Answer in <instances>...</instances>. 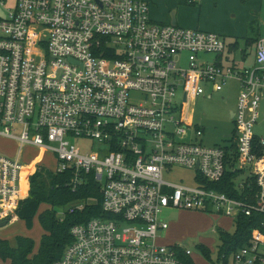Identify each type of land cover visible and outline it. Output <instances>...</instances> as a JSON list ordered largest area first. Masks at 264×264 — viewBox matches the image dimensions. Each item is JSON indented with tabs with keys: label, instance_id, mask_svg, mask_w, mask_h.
I'll use <instances>...</instances> for the list:
<instances>
[{
	"label": "built area",
	"instance_id": "2783aa9c",
	"mask_svg": "<svg viewBox=\"0 0 264 264\" xmlns=\"http://www.w3.org/2000/svg\"><path fill=\"white\" fill-rule=\"evenodd\" d=\"M151 1L17 0L0 18V135L19 152L52 150L55 173L70 171L73 188L91 178L100 189L101 216L72 226V242L52 264H187L190 249L159 241L169 228L164 211L211 206L233 222L264 214V139L253 132L264 102V37L254 44L253 65L239 68L225 54L238 48L228 53L230 43L217 34L152 21ZM228 82L238 85L230 144L205 147L189 106L205 84L220 92ZM175 166L194 170L197 186L165 180ZM36 167L22 193L20 157L0 156V223L28 196ZM228 171L245 199L212 187ZM231 258L264 264V232L253 230Z\"/></svg>",
	"mask_w": 264,
	"mask_h": 264
},
{
	"label": "rangeland",
	"instance_id": "374dc122",
	"mask_svg": "<svg viewBox=\"0 0 264 264\" xmlns=\"http://www.w3.org/2000/svg\"><path fill=\"white\" fill-rule=\"evenodd\" d=\"M16 2L17 0H0V18L6 17L7 10H14ZM172 13H175L177 26L180 28L215 33L225 41L226 45L237 42L238 51L234 54L225 52L229 61L234 58L233 61L239 68L253 65L255 46L246 47L244 40L257 35L259 38L264 37V4L261 0H152L149 4V17L154 22L169 24ZM248 26L252 27L248 29ZM241 51L247 52L246 59L241 58ZM205 59L208 63L213 61L212 56H207ZM178 66L186 67L184 54L178 58ZM204 88V95L199 96L189 106L193 124L204 129L199 142L205 147L228 146L229 136L234 132L231 112L236 110L238 85L236 82H228L220 92H211L208 84H205ZM209 93L212 95L211 98L207 97ZM181 99V88H179L176 100L181 101ZM130 100L136 104L142 98L135 93ZM253 132L264 139V102ZM12 134L19 133L12 131ZM51 146L55 145L51 144ZM0 156L11 160L20 157L25 167L18 183L22 193L25 192L29 171L35 166L43 167L52 173H55L58 167L52 150L29 145L19 152L18 143L2 135H0ZM243 168L242 179L248 174L247 168L245 166ZM195 176L194 170L175 166L170 172L164 174V179L196 187ZM46 207L40 206L38 212L45 211ZM162 217L168 222L169 228L160 235L161 244L179 243L190 249L194 264H223L218 252L217 231L221 229L232 232L233 220L217 214L216 209L211 206L205 212L184 209L166 210ZM42 234L37 217L33 219L31 228H28L25 222L12 219L0 229V240H7L11 247H15L16 237L29 238L34 241L33 254H35ZM202 246L208 248V257H205L202 252ZM0 264L7 263L1 261ZM228 264H234L231 257Z\"/></svg>",
	"mask_w": 264,
	"mask_h": 264
},
{
	"label": "trees",
	"instance_id": "16d2710c",
	"mask_svg": "<svg viewBox=\"0 0 264 264\" xmlns=\"http://www.w3.org/2000/svg\"><path fill=\"white\" fill-rule=\"evenodd\" d=\"M251 27L248 26V29ZM257 40L258 35L246 38L245 46H252ZM237 48V42L229 44L228 53L235 52ZM245 52L243 59H246ZM72 176L70 171L52 173L43 167H36L29 178L28 196L20 202L10 220L18 219L31 228L33 219L37 217L43 231L37 252L33 254L34 241L26 237H16L15 247H11L7 240H0L1 261L9 264H52L60 259L66 247L72 242L69 234L72 226L101 216L99 187L91 178H87L83 184L73 188L70 184ZM235 177V172L228 171L220 184L211 186L232 198L243 200L246 198L245 195H240L234 189L232 180ZM78 203H84L85 208L69 213L68 209ZM42 205L47 206V209L39 213ZM60 210L64 212L62 220L57 215ZM263 225L264 214L255 213L249 217L238 216L233 222L234 230L230 233L218 229V252L222 263L228 264L232 254L249 244L253 230L259 229L264 232ZM201 249L205 257H208V248L202 246ZM182 259L187 264H194L190 257L182 256Z\"/></svg>",
	"mask_w": 264,
	"mask_h": 264
},
{
	"label": "water",
	"instance_id": "95a60500",
	"mask_svg": "<svg viewBox=\"0 0 264 264\" xmlns=\"http://www.w3.org/2000/svg\"><path fill=\"white\" fill-rule=\"evenodd\" d=\"M170 25L171 26H177V22H176V19H175V13H172L171 14V20H170ZM8 224V221H3L0 223V228H3L5 227L6 225Z\"/></svg>",
	"mask_w": 264,
	"mask_h": 264
},
{
	"label": "crops",
	"instance_id": "0c3cea01",
	"mask_svg": "<svg viewBox=\"0 0 264 264\" xmlns=\"http://www.w3.org/2000/svg\"><path fill=\"white\" fill-rule=\"evenodd\" d=\"M166 24H168V23H166ZM169 24H170V23H169ZM230 44H231V43H230ZM211 96H212V95H211ZM207 97H208V95H207ZM197 98H198V97H197ZM197 98H196V99H197ZM208 98H209V97H208ZM196 99H194L193 102H194ZM193 102H192V103H193ZM233 113H234V112H231V118L233 117ZM191 119H192V116H191ZM192 121H193V119H192ZM46 209H47V207H46ZM6 221H7V220H6ZM10 221H11V220H9L8 223H9ZM15 221H20V220L15 219ZM0 229H1V228H0ZM42 232H43V231H42ZM38 245H39V243H38ZM2 262H3V261H2ZM0 263H1V260H0ZM6 263L9 264L8 262H6Z\"/></svg>",
	"mask_w": 264,
	"mask_h": 264
}]
</instances>
